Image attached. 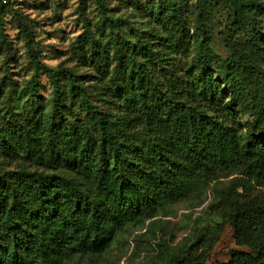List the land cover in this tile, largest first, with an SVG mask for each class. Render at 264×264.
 I'll list each match as a JSON object with an SVG mask.
<instances>
[{
  "label": "trees",
  "instance_id": "obj_1",
  "mask_svg": "<svg viewBox=\"0 0 264 264\" xmlns=\"http://www.w3.org/2000/svg\"><path fill=\"white\" fill-rule=\"evenodd\" d=\"M216 1L231 24L221 33L230 52L223 69L228 93L208 68L215 54L206 26L210 2L198 0L191 29L176 2L163 0L165 17L157 16L165 29L157 38L136 37L116 113L90 101L68 69L43 62L20 20L34 67L29 84L36 91L45 74L52 104L11 131L8 148L23 161L0 173V264L91 263L128 247L136 231L135 246L149 239L152 252L138 264H206L226 225L247 250L232 249L214 264H264V73L255 66L264 65L257 22L264 6ZM121 22L107 18L111 31ZM73 98L92 126L56 121ZM237 113L249 116L243 131ZM176 205L190 210L176 223L185 229L177 241L163 230Z\"/></svg>",
  "mask_w": 264,
  "mask_h": 264
},
{
  "label": "rangeland",
  "instance_id": "obj_2",
  "mask_svg": "<svg viewBox=\"0 0 264 264\" xmlns=\"http://www.w3.org/2000/svg\"><path fill=\"white\" fill-rule=\"evenodd\" d=\"M173 1L186 18L187 25L193 29L198 0ZM206 1L210 2L212 15L206 26L211 37L210 46L215 53L208 68L213 71L214 78L220 80L221 87L227 90L223 69L230 52L221 33L231 24L222 4L216 0ZM254 1L264 6V0ZM165 7L163 0H0V173L14 169L23 161L8 148L12 129L27 125L35 115L49 113L52 104V86L45 74L39 73L36 91L29 84L34 67L27 53L20 22L30 27L43 62L51 67L68 69L76 83L85 89L90 101L106 113H116L120 93L129 82L127 69L132 44L137 36L157 38L163 33V21L157 15L161 13L165 17ZM107 18L123 22L111 31ZM257 22L263 29L264 15L257 16ZM202 36L199 34L200 38ZM173 57L168 56L165 64ZM255 66L258 75L264 73V65L257 62ZM61 79L67 91L70 80L67 75ZM248 117V114L237 113L240 130H244ZM76 118L92 126L90 114L80 101L67 99L63 116H57L56 121L63 123L66 119L73 121ZM227 183V179H223L221 186ZM212 185H209L206 203L212 199ZM199 208L191 209L192 216ZM187 211L190 210L183 205H176L174 214L164 218L163 230L173 233L175 241L185 233V229H179L176 223ZM136 232L130 235L128 247H115L103 259H91V263L87 258L75 259L69 264H138L147 261L152 255L147 249L151 240L146 239L147 242L136 247L132 241ZM232 249L247 250V247L235 244L233 230L226 225L206 264L228 260Z\"/></svg>",
  "mask_w": 264,
  "mask_h": 264
}]
</instances>
